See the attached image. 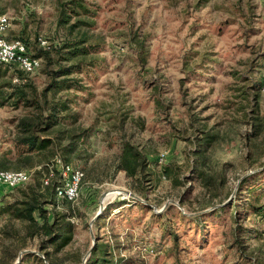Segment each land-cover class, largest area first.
I'll list each match as a JSON object with an SVG mask.
<instances>
[{
  "label": "rangeland",
  "instance_id": "obj_1",
  "mask_svg": "<svg viewBox=\"0 0 264 264\" xmlns=\"http://www.w3.org/2000/svg\"><path fill=\"white\" fill-rule=\"evenodd\" d=\"M71 1L0 0L10 39L33 55L40 37L57 46L55 64L42 57L18 89L14 68L0 82V171L31 175L0 192V209L57 160L86 174L76 201L48 208L51 220L80 215L72 242L48 260L26 224L3 215L0 264L29 252L44 264H84L98 243L118 264H264V0H75L88 12L61 28L60 2ZM78 21L74 36L88 33L93 45L70 78L79 88L48 96L70 108L41 134L55 144L30 154L15 145L16 126L40 112L10 95L44 105V70L59 67L56 50ZM126 143L146 161L133 176L119 169Z\"/></svg>",
  "mask_w": 264,
  "mask_h": 264
},
{
  "label": "trees",
  "instance_id": "obj_2",
  "mask_svg": "<svg viewBox=\"0 0 264 264\" xmlns=\"http://www.w3.org/2000/svg\"><path fill=\"white\" fill-rule=\"evenodd\" d=\"M78 9H83L84 11L88 10L84 5L78 4L75 0L64 4L60 2L58 26L62 28L65 24L68 25L71 18L70 13L76 14V10ZM80 24H82V22L78 21L68 28L64 44L60 49L56 50L59 56V60L56 63L59 64V67L54 70L49 68L44 70L45 74L49 77V83L42 92L44 105L28 100L27 95L20 90L10 95L11 99L15 98L17 95V101L15 103L17 107L22 102H25L27 106L34 104L37 107V111L40 112L37 116L19 120L16 126L18 136L14 140V143L17 147L26 149L30 154L48 149L55 144L52 139L41 137V134H46L59 125L60 119L62 118L61 116L65 115L70 108L67 101H56L50 104L47 100L48 96L50 94L55 96L59 92H70L73 89L79 88V80L70 78L74 73L82 74L84 72L82 69L83 62H85V58L90 54L91 46L93 47V45H88L91 41L88 33H79L77 36H74ZM56 47L57 46L52 45L51 50ZM33 56L45 58L48 61L47 66L49 67L55 64L49 51L43 50L38 55ZM76 59H79V61L72 64L71 62ZM62 62L69 64L63 66ZM6 71L15 72L10 66L0 64V82L6 76ZM14 77L22 78L23 74L21 72L15 73L13 74V79ZM17 86L18 85L12 84L11 87L13 89H18ZM0 87H2V85H0ZM255 88L257 92H259L260 88L257 87V85ZM44 112L47 114L46 117L44 116ZM121 161L122 163L119 169L126 171L130 176L135 175L137 171H141L146 167V161L141 153L128 143L124 144L122 147ZM58 184L59 183L54 180L49 186L44 187L41 180V183L39 182L35 185H31L23 192L24 199L15 201L0 209V216L8 215L12 219L23 222L30 228L31 236L39 237V250L45 253L44 256H46L48 260L54 253L60 252L72 242L76 231V225L71 221V218L73 216L80 217V215H76L74 211L69 214L55 215L52 220L50 219L51 211L48 210V208H54L59 201L56 195V187ZM63 202L72 204V202L69 201ZM133 203L137 204V200L133 202L129 201V203L124 204H126V206H132ZM73 210L74 209H72V211ZM102 219H104V217H99L95 221V225H101ZM16 255H18V253H15L13 257H16ZM110 255L109 245L98 243L92 249L85 264H118L110 259ZM17 257H19V255ZM19 264H44V262L35 253L29 252L21 256ZM50 264L53 263L50 262Z\"/></svg>",
  "mask_w": 264,
  "mask_h": 264
},
{
  "label": "built area",
  "instance_id": "obj_3",
  "mask_svg": "<svg viewBox=\"0 0 264 264\" xmlns=\"http://www.w3.org/2000/svg\"><path fill=\"white\" fill-rule=\"evenodd\" d=\"M10 27L11 18L0 12V64L8 65L21 72L22 78L14 77L13 79L14 84L21 85L26 82L24 76L34 75L41 70L43 60L33 56L22 39H10L8 37ZM38 43L40 48L45 51L52 49L51 43L46 38L40 37ZM262 91H264V87ZM48 173V176L42 179L43 186H49L52 181L56 180L59 183L56 187V195L59 200L74 202L79 198L86 178V174L81 168L57 160L53 166H49ZM30 179L31 175L24 171H0V192L24 186L29 183Z\"/></svg>",
  "mask_w": 264,
  "mask_h": 264
},
{
  "label": "water",
  "instance_id": "obj_4",
  "mask_svg": "<svg viewBox=\"0 0 264 264\" xmlns=\"http://www.w3.org/2000/svg\"><path fill=\"white\" fill-rule=\"evenodd\" d=\"M102 204H103V202H102ZM101 212H102V208H101ZM101 212L97 215V218L100 216ZM88 256H89V255H88ZM87 258H88V257H87ZM87 258L85 259L84 264L86 263ZM17 264H18V263H17Z\"/></svg>",
  "mask_w": 264,
  "mask_h": 264
}]
</instances>
